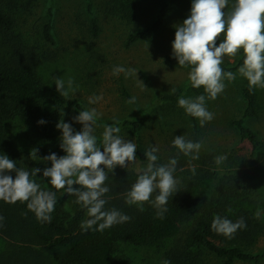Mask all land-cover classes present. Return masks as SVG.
<instances>
[{"label": "trees", "instance_id": "1", "mask_svg": "<svg viewBox=\"0 0 264 264\" xmlns=\"http://www.w3.org/2000/svg\"><path fill=\"white\" fill-rule=\"evenodd\" d=\"M144 0H108V13L133 20L136 11ZM175 0L167 1L148 26L137 27L127 36L125 45L139 41H150L166 22ZM24 0H0V155H8L18 168L31 171L40 168L41 173L34 179L42 188L50 189V181L42 176L50 161L41 158L55 153L65 155L60 147L62 133L56 125L60 120L68 122L74 106L67 97H61L56 85L48 87L41 67L54 58L47 45H57L54 34L52 5L48 9V19L43 24L42 43L32 42L18 30V15L25 8ZM93 37L101 32L97 17L92 14L88 21ZM243 53L236 63H223L224 71L236 72L243 63ZM169 63L178 64L174 57ZM121 94L131 99L128 89L121 85ZM182 90L162 96L163 102H177ZM245 106L241 116L232 120L240 141L251 147L249 157L258 159L263 142L248 121L260 115L261 105L256 89L249 91L248 81L241 91ZM21 119L34 128L43 144L38 148L36 161L29 165L18 152L10 137V128L15 120ZM43 119L45 124H39ZM148 116L126 118L124 125L130 127L136 142L137 157L146 162L147 148L143 144L142 129ZM73 128L78 131L74 126ZM178 150L167 159L175 157ZM219 153L199 155L191 163L196 166L195 175L188 168L189 157L179 154L175 176L181 180L179 190L169 198L168 211L164 218H158L157 210L151 202H146L140 211L136 205L125 203L123 193L130 190L138 178V171L129 168L114 169L109 173L105 185L110 191L105 195L108 200L106 209L116 208L131 217L130 221L116 224L103 232L89 229L85 232L81 224L87 217L86 210L75 203L74 213L67 207V193L58 198L55 210L51 213V222H40L35 214L28 210L27 202L9 204L0 200V264H125L118 256L119 242L142 246H161L167 241L171 245L166 252L170 264H205L206 255L212 254L220 264H235L236 261L259 264L264 260V210L255 201L254 192L262 191L246 170L220 174L215 170V157ZM244 163L245 160L238 159ZM249 164L248 162L244 163ZM184 169V171H180ZM11 175L15 178V172ZM214 179V184H206ZM257 186V187H256ZM63 191V190H60ZM153 193L152 199H155ZM231 208V212L228 209ZM257 209L261 217H254ZM227 217L235 222L243 217L247 227L239 229L228 238L212 230L215 215ZM261 244H263L261 246Z\"/></svg>", "mask_w": 264, "mask_h": 264}, {"label": "rangeland", "instance_id": "2", "mask_svg": "<svg viewBox=\"0 0 264 264\" xmlns=\"http://www.w3.org/2000/svg\"><path fill=\"white\" fill-rule=\"evenodd\" d=\"M169 0H144L136 11L133 20L108 13V0H24V7L18 15V30L32 42H40L44 22L48 19V9L52 5L54 34L57 45H47L54 58L41 67L48 87L55 85L57 77L65 81L71 77L75 92H70L69 99L75 109L67 123H71L78 131L83 127L73 120L80 111L96 108L100 116L97 120L95 134L101 137L103 126L113 124L115 118L121 128L120 135L132 140L136 146V138L130 127L123 124L126 118L148 116L143 129L142 139L148 149L150 145L158 146L159 158L167 159L178 149L172 146L175 136L184 135L186 139L202 142L199 155L219 153L227 159L215 170L222 173L246 170L253 181L262 186V191L254 192L258 206L264 210V89L255 88L260 100V115L248 121L256 130L263 142L258 159L249 157L251 147L240 141L232 120L241 116L245 102L241 91L246 78L239 76L235 81H225L226 87L215 99L206 98V107L214 113V119L201 127L199 119L186 114L177 102H163L162 96L172 94L181 89L183 96L195 97L206 95L203 87L196 89L188 79L189 67L169 63L173 57L172 44L175 39L174 25L182 24L190 15L192 0H175L163 27L158 30L152 40L139 41L130 47L125 45L128 34L137 27L148 26L154 21L161 7ZM234 0H229L231 4ZM227 11V9H225ZM97 17L101 32L97 37L91 35L88 21L91 16ZM223 36L217 40V46ZM241 50L235 57H225L224 63L234 64L242 55ZM115 66L135 68L137 76L127 79L123 73L113 75ZM143 83H142V82ZM124 85L135 97V103L129 104L121 94ZM174 89L175 91H172ZM103 96L98 103L89 104V97ZM62 133V131L60 130ZM10 137L14 148L22 154L31 166L35 159L30 156L32 149H38L42 140L33 127L21 119L15 120L10 128ZM103 151V149H101ZM245 160L249 164L238 162ZM146 165L137 155L134 163L127 168L138 171ZM103 167V166H101ZM117 168H122L117 166ZM206 184H214V179ZM256 186V187H257ZM78 187V186H77ZM58 198L66 195L58 192ZM67 207L74 213L75 197L66 195ZM171 245L167 241L159 246H142L119 242L117 255L125 264H163L166 252ZM263 244H261L262 246ZM3 241L0 239V248ZM205 264H220V260L212 254L206 255ZM235 264H252L236 261ZM259 264H264L262 260Z\"/></svg>", "mask_w": 264, "mask_h": 264}, {"label": "clouds", "instance_id": "3", "mask_svg": "<svg viewBox=\"0 0 264 264\" xmlns=\"http://www.w3.org/2000/svg\"><path fill=\"white\" fill-rule=\"evenodd\" d=\"M174 27L173 57L178 60L179 66L190 68L188 79L191 86L196 89L203 87L206 93L187 98L181 95L178 106L186 114L199 119L201 127L214 119V113L206 107V98H217L226 87L225 81L232 82L237 78L236 73L224 71L222 65L226 56L235 57L242 50L244 58L237 69L239 76L247 79L250 92L254 88L264 89V0H234L231 4L229 0H192L189 17ZM221 36L223 40L217 46ZM120 73L126 79L137 76L135 68L115 66L113 75ZM54 79L56 91L61 97L67 98L70 92H75L71 77L67 81L61 77ZM102 99V95L93 96L89 97L88 102L95 104ZM135 100L132 97L127 103H135ZM99 116L96 108L80 111L73 118L83 125L80 131L64 120L57 123V129L62 131L60 147L65 155L58 157L52 153L41 158L51 163V167L43 169L42 176L49 179L51 188L56 191L42 188L34 179L41 173L40 168L31 171L18 168L8 155H0V200L9 204L27 202L28 210L40 222H51V213L57 203L56 192L63 190L74 196L75 203L86 210L88 218L81 224L85 232L89 229L103 232L116 224L130 221L131 217L116 208H105L108 202L105 195L110 191L105 182L110 172L114 174L117 166L127 168L135 162L137 146L120 135V122L115 118L113 124L103 126L102 135L98 138L95 131ZM38 123L45 124L46 121L41 119ZM172 146L178 149V153L166 163L158 162V146L150 145L145 151L146 165L138 170V178L130 190L123 193L126 204L136 205L142 212L143 205L151 202L157 210V217L164 218L169 198L180 191L181 180L175 176L179 154L190 158L188 168L195 175L196 166L191 161L199 159L202 142H194L180 135L175 136ZM37 152L38 149L31 150L32 159L37 157ZM214 159L220 165L227 157L220 155ZM12 172H15L14 179ZM153 193H156L154 200ZM228 211L231 212V208ZM254 217H261L260 209H257ZM3 220L4 217L0 216V222ZM246 227L243 217L233 222L218 214L211 224L213 231L228 238H233L239 229ZM163 264H170V261L165 260Z\"/></svg>", "mask_w": 264, "mask_h": 264}]
</instances>
